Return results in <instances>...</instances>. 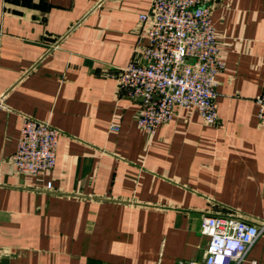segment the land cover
Wrapping results in <instances>:
<instances>
[{"label": "crops", "instance_id": "0c3cea01", "mask_svg": "<svg viewBox=\"0 0 264 264\" xmlns=\"http://www.w3.org/2000/svg\"><path fill=\"white\" fill-rule=\"evenodd\" d=\"M149 4L0 0V264H202V217L264 216V0L213 3L217 123L180 108L151 136L114 79ZM21 116L59 132L36 177L10 165Z\"/></svg>", "mask_w": 264, "mask_h": 264}, {"label": "built area", "instance_id": "2783aa9c", "mask_svg": "<svg viewBox=\"0 0 264 264\" xmlns=\"http://www.w3.org/2000/svg\"><path fill=\"white\" fill-rule=\"evenodd\" d=\"M214 1L150 0L147 12L138 15L139 39L144 43L117 69L114 79L126 99L139 103L136 125L148 136L180 108L194 110L205 125L217 123L215 77L224 63L210 21ZM255 103L257 118L264 126V92ZM58 137L59 132L47 123L21 116L10 165L30 177L51 171ZM263 233L264 216L257 222L233 214L202 217L199 234L207 238L202 264L245 262L247 252Z\"/></svg>", "mask_w": 264, "mask_h": 264}, {"label": "clouds", "instance_id": "9594fccd", "mask_svg": "<svg viewBox=\"0 0 264 264\" xmlns=\"http://www.w3.org/2000/svg\"><path fill=\"white\" fill-rule=\"evenodd\" d=\"M227 257H228V256L224 255V258H226V259H227Z\"/></svg>", "mask_w": 264, "mask_h": 264}]
</instances>
